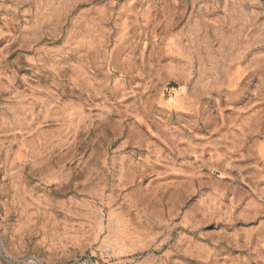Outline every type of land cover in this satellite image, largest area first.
<instances>
[{
  "label": "rangeland",
  "instance_id": "obj_1",
  "mask_svg": "<svg viewBox=\"0 0 264 264\" xmlns=\"http://www.w3.org/2000/svg\"><path fill=\"white\" fill-rule=\"evenodd\" d=\"M1 239L264 264V0H0Z\"/></svg>",
  "mask_w": 264,
  "mask_h": 264
},
{
  "label": "bare ground",
  "instance_id": "obj_2",
  "mask_svg": "<svg viewBox=\"0 0 264 264\" xmlns=\"http://www.w3.org/2000/svg\"><path fill=\"white\" fill-rule=\"evenodd\" d=\"M186 101V100H185ZM179 111H183V110H186L187 108L185 107V105H184V103H183V101H179ZM188 106V105H187ZM188 111V110H187ZM190 111V110H189ZM182 115V114H181ZM182 135V134H181ZM183 138V137H182ZM179 139V138H178ZM188 142H189V140H188ZM180 146V145H179ZM181 146H183V145H181ZM180 150H181V148H180ZM10 216V215H9ZM1 241V243H0V245L2 246L3 245V241H2V239L0 240ZM3 253V252H2ZM1 255V254H0ZM8 255H10V254H8ZM9 257V256H8ZM15 257V256H14ZM17 258V257H16ZM16 258H9V260L11 261V263L12 264H27V261L26 260H21V258H20V261H19V259H16ZM6 259H8V258H6ZM5 259V260H6ZM31 259V258H30ZM27 260H29V259H27ZM7 262V261H6ZM41 262V261H40ZM36 263V262H35ZM39 263V262H38ZM33 264V263H32Z\"/></svg>",
  "mask_w": 264,
  "mask_h": 264
}]
</instances>
